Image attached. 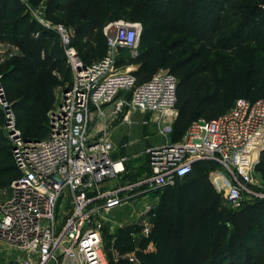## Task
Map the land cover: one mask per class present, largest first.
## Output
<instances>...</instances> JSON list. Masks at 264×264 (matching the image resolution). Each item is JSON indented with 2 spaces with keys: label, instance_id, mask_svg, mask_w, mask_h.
Masks as SVG:
<instances>
[{
  "label": "built area",
  "instance_id": "2783aa9c",
  "mask_svg": "<svg viewBox=\"0 0 264 264\" xmlns=\"http://www.w3.org/2000/svg\"><path fill=\"white\" fill-rule=\"evenodd\" d=\"M142 30L140 23L124 21L108 26L106 55L89 64L73 45L76 29L56 31L72 83L56 96L45 138L25 139L6 104L8 139L21 176L10 186V196L0 201V240L27 258L1 264H105L108 217L185 179L198 162L217 166L211 173L213 185L232 209L264 198L258 191L264 182L256 171L264 152V99H239L217 118L198 119L180 142H172L178 79L166 70L140 83L136 67L122 70L119 65L122 51L137 58ZM137 113L148 116L142 125H154L165 142L145 150L148 173L124 183L130 158H113V138L121 126L134 125ZM64 205L67 210L61 213ZM141 226L148 239L151 216ZM128 259L140 264L136 255Z\"/></svg>",
  "mask_w": 264,
  "mask_h": 264
},
{
  "label": "trees",
  "instance_id": "16d2710c",
  "mask_svg": "<svg viewBox=\"0 0 264 264\" xmlns=\"http://www.w3.org/2000/svg\"><path fill=\"white\" fill-rule=\"evenodd\" d=\"M106 1L49 0L46 14L51 16L60 8L68 10L73 20L82 23L76 28L77 38H86L108 22L103 9ZM222 3L228 4L233 16L238 18L247 40L264 51V0H193L186 6L181 0H143V12L151 17H162L178 35L176 41L160 51L148 48L138 59L131 60L141 65L135 72L140 83L150 80L160 69L168 70L178 79V117L171 135L174 143L180 142L192 123L200 118H217L227 113L239 99L253 103L264 99L261 66L237 64L214 76L211 60L203 51L193 50L194 44L211 45L223 20L215 8ZM12 4L19 8L16 15L23 13V16L13 25L5 26L2 19L8 16ZM182 6L184 9L180 11ZM24 11L25 7L16 0H0V35H6L23 56L12 73L18 83L31 86L15 103V108L23 115L20 124L24 127V138L39 140L48 135V113L56 103L57 74L64 73L69 64L60 35L39 29ZM237 36L238 32H233L230 39L223 37L221 46ZM152 40L151 30L146 29L139 46L146 48ZM181 50L189 51L190 55L181 57ZM106 52L107 38L106 49L95 47L92 58L98 61ZM83 55L80 57L85 63L95 61L90 53L83 52ZM7 151L10 155L4 163L10 165L0 169V188L10 187L21 176L9 139ZM203 167L217 169L213 163L198 162L191 175L178 180L176 187L163 193L151 213L152 234L148 239H141L138 246L136 256L140 264H250L255 253L247 248V244L264 249V198L247 201L239 210L232 209L224 203L207 172L194 174ZM256 171L264 182V152ZM131 233V227L118 233L115 245L118 252L133 251ZM151 242L155 250L146 252ZM111 264L133 263L121 259Z\"/></svg>",
  "mask_w": 264,
  "mask_h": 264
},
{
  "label": "rangeland",
  "instance_id": "374dc122",
  "mask_svg": "<svg viewBox=\"0 0 264 264\" xmlns=\"http://www.w3.org/2000/svg\"><path fill=\"white\" fill-rule=\"evenodd\" d=\"M21 5L25 7L24 14H28L29 18L35 22L39 29H47L49 31L56 32L61 28H72L76 29L81 26L76 20H73L71 13L63 8L56 10L51 16L46 14L47 4L49 0H16ZM183 5L192 4L193 0H181ZM180 11H183V6ZM18 6L12 4L8 11V16L2 19V24L5 26L13 25L17 20H19L22 14H17ZM104 11L107 16L108 22L104 26L95 32L92 36L86 38H75V47L80 53V56H84L83 52L90 53L92 58V53L95 47H104L106 49V35L105 29L118 23L120 21L128 23H140L142 25V32L146 29H150L152 32V42L148 47L139 46L135 51L137 53V58L140 57L148 48L155 52L160 51L164 47L169 46L174 41L178 39V35L175 31L170 28L168 21L164 20L162 17H151L149 14L143 12L144 4L143 0H107L104 5ZM215 10L220 11L223 20L220 22L219 30L212 37L211 45L200 44L196 46L192 45L193 50L203 51L205 55L212 62V74L215 76L223 71H225L230 66H236L237 64L244 63H254L261 66L264 72V51L258 48L255 44L249 42L247 37L242 33L240 29V22L238 18L233 16V12L230 10L228 4L222 3ZM11 13V14H9ZM7 14V13H6ZM208 21V19H206ZM11 30V29H9ZM7 30V32L9 31ZM112 28L110 31H113ZM237 33L238 36L234 37V40H229L224 43L223 46L220 44V39L223 37L227 40L230 39L232 33ZM131 51H122L120 57L122 70L126 67H132L140 69L141 65L136 64V62L131 61ZM190 55L187 50H181L180 56L186 58ZM135 59V60H136ZM23 60V56L20 51L13 46L6 35H0V169L9 166V163H4L9 157L8 149V130H7V109L6 104L10 107L12 112V119L16 125V128L22 133L24 132L23 125L20 124V119H23L21 112L15 108V103H18L22 97L30 89L31 85H22L18 83L17 77L13 75L12 71L17 67ZM92 60L96 61L97 59ZM244 61V62H243ZM137 70V71H138ZM136 71V72H137ZM166 71L158 70L156 73ZM155 73V74H156ZM58 88L56 89V96L61 88L70 86L72 83V72L70 66L66 68L65 72L57 74ZM4 98V99H3ZM148 120L146 114L137 113L133 116L134 125H123L114 135L113 143L115 151L113 153L114 159H119L124 155H132L136 152L142 150L146 143L142 141L144 137L149 135H156L158 133L157 128L154 125H150L147 129L143 122ZM145 137V138H146ZM158 138V139H157ZM139 141L138 144L126 148L125 145L128 142ZM161 141L165 142V139L156 137L155 142ZM11 158V157H10ZM200 171L207 172L210 182L213 185L211 173L215 172L216 169L206 167L200 170H195L194 174L200 173ZM202 172V173H203ZM147 173V161L146 158L133 160L126 166V173L123 175L124 183L128 181H134L141 178ZM178 184L171 187H167L164 190L155 191V193H149L144 198H140L129 205L115 210L113 214L108 217L106 222V227L104 231V248L106 253V263L111 264L116 263L121 259H128L129 255H137L139 251V243L143 239L142 234V223L148 220L153 209L159 204L163 193L170 188L176 187ZM262 185V183H261ZM214 186V185H213ZM263 186V187H262ZM258 191L264 194V184ZM8 188H0V201L7 199L11 190ZM215 188V187H214ZM222 196V195H221ZM223 197V196H222ZM224 199V198H223ZM252 202L251 200H249ZM226 205L227 202L224 199ZM229 206V205H228ZM60 212H65L67 210L64 205L61 207ZM127 227L132 228V233L130 234L133 240V251L128 253H120L116 250L115 245L117 242L118 233ZM247 248L254 251V261L250 264H264V249L254 244L248 243ZM155 247L150 248V245L146 249V252H153ZM19 258H27V255L21 253L15 247L0 240V264L5 261H14Z\"/></svg>",
  "mask_w": 264,
  "mask_h": 264
},
{
  "label": "crops",
  "instance_id": "0c3cea01",
  "mask_svg": "<svg viewBox=\"0 0 264 264\" xmlns=\"http://www.w3.org/2000/svg\"><path fill=\"white\" fill-rule=\"evenodd\" d=\"M143 114V113H142ZM122 127V126H121ZM120 127V128H121ZM147 129H149V127L150 126H145ZM119 128V129H120ZM154 128H156L155 126H154ZM119 129H117L116 130V132L119 130ZM116 132L114 133V135L116 134ZM146 137V136H145ZM144 137V139H142V141L143 142H145L146 143V146L142 149V150H140L139 152H136V153H134V154H132V155H124V156H121V157H129L130 158V160L128 161V163L126 164V166L130 163V162H132L133 160H138V159H143V158H146V161H147V157L145 156V154H144V152H145V150L147 149V148H149V147H151V146H155V145H160V144H163L161 141H157V142H155V139H156V137H161L158 133L155 135H149L148 137H150V139L149 140H146V138ZM161 138H163V137H161ZM158 139V138H157ZM164 139V138H163ZM129 143H131V142H128V143H126V144H129ZM133 144L132 145H130V146H128V147H126V148H129V147H132V146H134V145H136V144H138L139 143V141H135V142H132ZM120 157V158H121ZM148 166H147V173H148ZM146 173V174H147ZM145 174V175H146ZM144 175V176H145ZM144 176H142L141 178H143ZM140 179V178H139ZM138 179H136V180H134V181H137ZM122 181L124 182V180H123V177H122ZM131 182H133V181H131Z\"/></svg>",
  "mask_w": 264,
  "mask_h": 264
},
{
  "label": "water",
  "instance_id": "95a60500",
  "mask_svg": "<svg viewBox=\"0 0 264 264\" xmlns=\"http://www.w3.org/2000/svg\"><path fill=\"white\" fill-rule=\"evenodd\" d=\"M4 99V98H3Z\"/></svg>",
  "mask_w": 264,
  "mask_h": 264
}]
</instances>
